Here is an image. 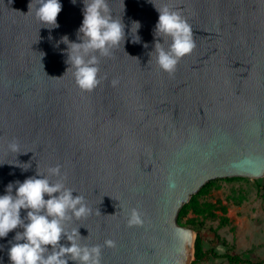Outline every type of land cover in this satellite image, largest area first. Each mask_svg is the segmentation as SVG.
Listing matches in <instances>:
<instances>
[{
	"label": "water",
	"instance_id": "water-1",
	"mask_svg": "<svg viewBox=\"0 0 264 264\" xmlns=\"http://www.w3.org/2000/svg\"><path fill=\"white\" fill-rule=\"evenodd\" d=\"M30 2L0 0V195L59 164L92 209L66 227L102 246L101 264H191L196 231L179 222L184 204L211 179L264 176V0H108L126 39L100 58L106 78L91 92L76 85L60 42H80L83 0H60L52 29ZM155 6L193 29L196 47L171 75L153 51L163 42ZM133 21L140 43L131 42ZM13 139L26 153L9 151ZM133 208L141 225L127 224ZM17 231L0 238V264H11Z\"/></svg>",
	"mask_w": 264,
	"mask_h": 264
},
{
	"label": "clouds",
	"instance_id": "clouds-1",
	"mask_svg": "<svg viewBox=\"0 0 264 264\" xmlns=\"http://www.w3.org/2000/svg\"><path fill=\"white\" fill-rule=\"evenodd\" d=\"M83 5V21L77 30L80 42L69 41L66 35L61 37L60 42L67 45L66 63L72 69L76 85L82 91L91 92L106 78L99 75L100 58L111 57L114 49L124 45L126 33L122 19L114 17L108 0H83ZM156 9L159 18L154 37L162 38L163 42L156 39L153 51L156 63L171 75L179 61L191 54L196 42L192 26L179 11L167 6ZM33 10L41 26L49 29L59 27L57 16L62 10L60 0H31L29 11ZM140 27L139 21L132 22V43H140L141 38L137 34ZM118 83V79L111 81L113 87ZM8 149L15 154L26 153L20 151L15 139L9 143ZM9 164H16L25 171L30 167L19 161ZM61 167L59 164L49 167L46 173L37 168L36 175L23 182H10L5 194L0 195V238L7 237L15 229H22L16 232L15 243L9 242L11 264H68L69 260L76 264H101L102 246L81 244L84 237L80 235L79 228L69 230L66 227L73 218L79 220L91 215L92 209L83 195L74 196L75 190L66 186V175L62 174ZM50 177L58 179L53 181ZM22 209L27 210L23 218ZM142 223L139 210L133 208L127 217V224L138 226ZM62 239L70 243L61 244ZM103 246L114 248L116 243L107 239Z\"/></svg>",
	"mask_w": 264,
	"mask_h": 264
},
{
	"label": "rangeland",
	"instance_id": "rangeland-1",
	"mask_svg": "<svg viewBox=\"0 0 264 264\" xmlns=\"http://www.w3.org/2000/svg\"><path fill=\"white\" fill-rule=\"evenodd\" d=\"M227 177H235V179H228ZM258 178L237 175L211 179L215 180L216 187L210 195L213 201L221 199L228 207L227 215L230 217V223L219 227V232L227 238L229 250L245 254L253 259L264 258V189L258 186ZM193 214L191 212L190 215ZM209 223L218 227L220 220H209ZM204 234L205 246L209 248L213 233L206 229ZM193 238L195 239L194 236ZM216 250L219 253H224L227 251V247L219 244L216 246ZM192 258H195L194 251ZM202 264L233 263L225 258L210 257L205 259Z\"/></svg>",
	"mask_w": 264,
	"mask_h": 264
},
{
	"label": "trees",
	"instance_id": "trees-1",
	"mask_svg": "<svg viewBox=\"0 0 264 264\" xmlns=\"http://www.w3.org/2000/svg\"><path fill=\"white\" fill-rule=\"evenodd\" d=\"M235 179V177H227ZM258 186L264 189V177L258 178ZM215 180L208 181L201 189L194 194L190 201L185 203L179 213V222L182 225L188 226L196 231V239L194 244L195 258L191 264H202V262L210 257L225 258L233 264H264V258L253 259L245 254L231 252L229 250V242L227 238L219 232V227L230 223V217L227 215L228 207L221 200L213 201L210 197L212 190L215 188ZM193 212V215H190ZM219 219L220 225L214 227L209 223V220ZM208 229L213 233L211 247L205 246L204 230ZM223 244L227 247V251L219 253L216 246Z\"/></svg>",
	"mask_w": 264,
	"mask_h": 264
},
{
	"label": "bare ground",
	"instance_id": "bare-ground-1",
	"mask_svg": "<svg viewBox=\"0 0 264 264\" xmlns=\"http://www.w3.org/2000/svg\"><path fill=\"white\" fill-rule=\"evenodd\" d=\"M193 240H194V238H193V236H192V242H193ZM192 252H193V249L190 250V253H192Z\"/></svg>",
	"mask_w": 264,
	"mask_h": 264
}]
</instances>
